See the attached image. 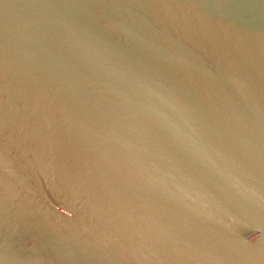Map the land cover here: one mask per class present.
<instances>
[{
  "label": "water",
  "instance_id": "1",
  "mask_svg": "<svg viewBox=\"0 0 264 264\" xmlns=\"http://www.w3.org/2000/svg\"><path fill=\"white\" fill-rule=\"evenodd\" d=\"M0 264H264V0H0Z\"/></svg>",
  "mask_w": 264,
  "mask_h": 264
}]
</instances>
